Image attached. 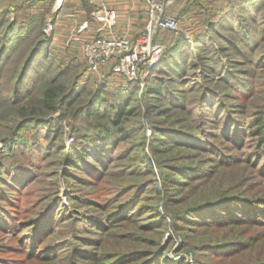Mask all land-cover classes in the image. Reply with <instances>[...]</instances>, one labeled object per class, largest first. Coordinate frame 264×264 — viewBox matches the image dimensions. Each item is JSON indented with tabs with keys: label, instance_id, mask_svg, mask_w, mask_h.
<instances>
[{
	"label": "trees",
	"instance_id": "1",
	"mask_svg": "<svg viewBox=\"0 0 264 264\" xmlns=\"http://www.w3.org/2000/svg\"><path fill=\"white\" fill-rule=\"evenodd\" d=\"M263 6L264 0H189L182 14L192 7H200L203 9L201 14L204 15L193 28V41H189L183 31L180 32L172 47L166 50L160 61L151 68L143 89L137 80H129L117 88L102 85L89 97L84 107L76 108L75 116L79 121L75 122L73 130L79 134L81 143H74L67 151L66 174L91 188L92 197L87 202L82 197H72V200L74 198L80 205L91 208V212L87 210L88 214L85 215L77 210L75 214L60 197H56V201H48V204L35 207V218L32 220H20L19 225L28 230L23 234L25 243L36 251L39 258L52 254L53 249L45 246L44 240L52 236L54 230L70 218V224L80 232L76 235L77 243L85 246V249L77 248L74 260L66 261V264H79L76 259L87 261L88 264H184V258L168 261L167 248L161 244V237L165 227L170 226V219L177 233H186L187 238L200 231L201 234L208 235L206 241L194 243L191 250L186 247L188 251L194 252L197 264H264V190L253 191L250 185L246 184L249 178L246 182H242L244 178L225 182L218 176L224 172L219 173L217 170L218 166H228L243 158L251 161L258 169L257 173L264 177V90L257 91V85L262 83L261 80L257 81L258 71L236 67L225 79L221 77L217 80L224 82L223 87L219 86L218 82L211 85L208 79L194 84L185 80L186 73L197 66L195 56L201 60L199 66L204 71L212 70L217 75L226 72L225 62L219 58V53L213 45H207L202 52L199 51V46L209 44L214 41V35L219 34L229 41L231 47L232 41L235 40L224 37L220 27H226L230 32L238 30L244 36L240 38L241 43L250 40L251 27L244 20L247 15L255 20ZM25 9L16 6L0 13V25L11 15V10L16 14V19L8 21L0 37V69L14 58L23 41L31 38L35 41L14 78L11 96L13 102L22 98L25 81L42 50L46 48L47 55H44V58L49 57L48 52L52 51L51 37L43 34L39 38L40 34L34 33L35 17L19 21L18 13H25ZM210 15L215 19L210 21ZM229 15L235 16V22L232 25L223 24L224 18ZM260 31L264 32V27ZM257 43L258 41H255V47ZM236 46L240 48L239 44ZM252 48V45L248 46V49ZM5 56L10 59L8 58L7 63L4 61L6 64L3 65ZM208 59L214 63L216 61L218 65H209ZM230 64L233 66L231 62ZM255 64L257 68H262L264 57L252 59L251 65ZM38 70L42 72L41 67ZM54 78L57 80L58 75L55 74ZM42 85L38 103L20 105L18 125L8 131L5 141L13 139L15 133L28 125L40 126L51 124L52 121L56 123L62 115L59 118L43 116L59 110L64 112L63 115L67 114V108L76 107L86 93V86L76 79L68 86L47 81ZM255 96H258L257 102L254 107H250L249 103ZM145 103L148 105L146 110L143 109ZM158 103L163 104L164 110L159 109ZM173 110L185 111L190 124L186 122L188 117L183 116L174 117L171 123L178 120L176 123L184 122V126L181 124L174 127L170 122L165 124V119L162 118H172L170 113ZM138 113L142 116L150 115L153 130L150 149L158 156L164 186L161 193L152 189L151 195L147 197L142 194L151 183L141 185L136 181L122 180L128 172L154 173L147 154L137 158L140 168L126 163L120 165L117 173L109 170V165L118 158L115 153L117 146L119 148L118 144L131 139L138 142L139 140H134L138 137L137 134L146 133L142 120L130 123L132 117ZM142 141L146 142V139ZM246 146L250 147L244 149L245 153L235 152L238 149L243 150ZM89 147L93 148V151ZM59 148L65 147L60 145ZM49 149L50 147L46 148V152ZM182 149L183 154L172 157L165 155V159L160 157L164 152L177 153ZM131 151L132 149L127 154ZM2 170L7 174L12 173L13 180L7 182L14 190H20L19 187L26 179L29 181L33 178L21 173L19 180L15 175L18 168L14 167L13 162L11 166H2ZM0 174V181L6 182L5 175ZM190 180L195 183H190ZM108 186H120L117 188V191H120L116 193L118 197L111 201L115 204L112 209H109L108 199H102L101 195L105 194ZM199 188L202 190L197 191ZM175 189H181V193H173ZM131 190L134 191L130 197L120 200L122 195ZM191 190L195 191L189 195L188 191ZM49 191L54 195L55 189L49 188ZM112 199L111 197L110 200ZM144 200L146 204L143 203ZM160 202L163 203L164 211L158 210ZM145 208L150 212L148 221L151 223L147 228L138 226L133 249L111 250L107 248L111 242L104 237L95 240L93 236L83 233L93 230L99 234L101 230H105V234L109 235L113 233L112 226L122 222L136 226ZM142 229L151 235L142 236L139 233ZM125 237L120 239V245L124 244L127 239ZM141 241L146 245L140 246ZM207 256H213L214 259L206 260ZM132 260L134 262H131Z\"/></svg>",
	"mask_w": 264,
	"mask_h": 264
},
{
	"label": "rangeland",
	"instance_id": "2",
	"mask_svg": "<svg viewBox=\"0 0 264 264\" xmlns=\"http://www.w3.org/2000/svg\"><path fill=\"white\" fill-rule=\"evenodd\" d=\"M59 2H61V0H40V3L38 4L39 6H37L35 10H30L26 7L25 13H18V15L20 16L18 17L20 19L19 21H24L27 18L35 17L36 24L34 33L40 34V36L37 35V37L39 36L40 38L43 36V34H47L48 37H51L54 28L50 29L49 25L52 22L54 12L51 13L52 11L50 10H52L53 7L56 8ZM196 17L197 16H195V14L186 15L187 19L185 22L188 23L185 24L186 26L184 27L192 26L194 23V18ZM199 18H204L203 13ZM14 19H16L15 13L9 15L8 19L1 23L0 37L3 33V30L6 28V25ZM213 19H215V17L210 15L209 20L211 21ZM234 19V15H229L224 18V21H222V23L225 25H232V23L235 22ZM244 21H246V23L251 27L249 32V35L252 36L250 37L251 41L247 38L248 41H242L241 43L240 38L244 36L238 30L230 32L227 31L226 27L221 28L219 26L220 31L222 32V35L224 37L227 36L229 39H231V41L233 39L235 40L232 41L233 47H230L229 41L223 39L219 34L214 35V41H210L209 44L204 43L199 46V51L202 52V49L207 47V45H213L217 49V53H219V58L225 62L224 68L226 69V72L217 75L212 70L204 71L203 68L199 66L201 60L198 59V56H195V59L197 61L196 68L187 72L185 75V80L188 83L194 84L197 81H204L205 79H208L211 85H215L218 82L217 80H219L221 77L222 79H225V77L229 76L231 72L234 71V68L237 67L246 68L249 71H258L257 81L261 80L262 83L257 85V91L264 90V66L262 65V68H257L256 64L251 65L252 59L257 60L259 59V57H264V36H262L264 32L260 31L264 27V6L261 10L258 11L257 18L255 20L251 19L250 16L247 15L246 20ZM169 37L170 35H167L165 38ZM32 40L33 39L31 38L27 41H23L21 47L17 48V54L14 55V58H11V61L9 60L10 62L7 66H4L2 69H0V173H3V175H5L4 177L6 178V182H4L3 180L0 181V264H66V261L68 262L69 260H74L73 256L75 254V251L77 253V248H79V250L85 249L83 248L85 246H80L77 243L78 241L76 240V235L80 232L76 231L73 225L70 224V218L66 219L67 222L65 224H60L58 228L54 230L52 236H50L49 238H45V246H49L53 249L51 250L52 254H47L46 258H39L40 256L36 255L35 253L36 251L25 243L26 241L23 234L27 233L28 230H25L23 227H21L18 222L20 220H32L33 218H35V212H33L35 211V207H37L39 204H48V201L50 203L52 201H56V197H60L63 202L70 208V210H72L75 214L78 211L79 213H85V215L88 214V211L91 212V208H89L88 206L86 207L80 205L76 200H74V198L72 200V197H82V199L87 202V200L92 197L90 196L91 188L89 186L80 184L78 181H76L77 179H73L72 177L68 176V174H66L67 151L74 145V143H81V141L79 140V134L73 130L75 122L79 121L75 116L76 108L79 109L81 107H84V104L88 102L89 97H91L94 92L98 91V89L102 85H106L111 88H117L127 81L117 82V80L114 79L115 77L122 79V81L124 78L114 75L112 70L108 71L105 76H102L100 74L87 77L84 76L86 63L83 56L79 53L75 54L74 50L69 48V45L65 43L56 45L55 41H51L52 51L48 52V55L50 54V59H48L49 57L44 58V55H47L45 54V48V50H42L43 54L41 53L39 55V59L33 64V67L25 81L22 98L18 102H13L11 100V96L14 89V78L29 48L32 47L35 42ZM255 41H258L256 47L254 46ZM160 42L169 44L168 49H170L174 43V41ZM236 44H239L240 48H238ZM251 45L254 48L248 49V46ZM206 54L208 55V53ZM8 58L10 59V57L8 56H5L3 58V65L7 63L6 61L8 60ZM4 61L6 62L5 64ZM229 62H231L233 66L231 64L229 65ZM207 63H209V65L211 66L218 65L216 61L214 63L210 59L207 60ZM56 66L58 67L57 69ZM40 67L42 68V72L38 70ZM55 74L58 75L57 80H55L56 78H54ZM73 79H76L80 84H84L86 86V93L83 95L84 98L75 105L76 107L67 108V114L65 113V115H63L64 112L62 110H59L52 114L50 113L43 116L44 118H59L62 115V117L59 118L56 123L52 121L53 123L51 124H41L40 126L28 125L22 130H19L18 133H15L13 139H10L8 141L4 140L7 138L8 131H12V129L17 127L18 125V122L20 120V105H24V103H38L37 100L40 92L42 91V84L44 81L54 84L60 82L68 86ZM218 84L221 87L225 86L223 81L218 82ZM257 98L258 96H255L253 100H251V102L249 103L250 107L255 106ZM143 106L144 110L148 108V105L146 103L143 104ZM157 106L159 107V109L162 108L164 110L165 108L163 104L158 103ZM185 114V111L173 110V112L170 113L172 118H165L164 116V118L162 119H165V124L170 122V124L174 127L181 124H183L184 126V122H182L181 124H177L176 122L178 120L174 121L173 123H171V121L172 119H175L174 117L176 116H183V118L188 117L185 116ZM139 119L142 120V122L145 124L146 133L144 132L140 135L137 134L138 137L134 138V140H139L138 142H134L131 139L119 143V148L117 146V150L115 152L116 155H118V158L115 159L111 165H109V170L116 172L119 170L120 165L126 163H128L129 165L131 164L136 168H140L136 160L141 155L147 154L149 156L151 167L154 169L153 174H147L146 172H140L139 174V172L134 171V173L132 174H129L130 172H128L122 178V180L125 179V181H136V183H139L141 185L145 183H151L142 194L144 197H147L151 195L152 189H155L157 192L161 193V191L164 189V186L162 184V175L158 164V156L152 153L150 149L151 137L153 133L150 115L142 116L140 115V113H138L137 115L132 117L130 123L134 124L136 121H139ZM186 122L190 124L189 117ZM142 139H146V142H143ZM60 145H64L65 148H59ZM48 147H50V149L46 152V148ZM248 147L250 146L244 147L243 150L238 149L235 152H237L238 154H243L245 153L243 152L244 149H248ZM90 149L93 151V148ZM131 149V153L127 154V152H129ZM183 151L184 149L180 150L177 153H170L169 151L170 154L168 152H164L160 157L163 158L165 155L167 157L180 155L183 154ZM93 156L95 155L93 154ZM170 161L171 160H167V162ZM12 162L14 163V167L18 168L15 175L19 180L22 177L21 173L27 174L29 178L30 176H33V178L29 181L25 178V182L28 183L26 185L24 184L25 182L22 183L19 187L21 188L20 190H14V187L10 186L8 183L9 181L13 180L12 173L7 174L5 170H2V166H11ZM217 170L219 173L224 172L219 174L218 176H221L223 181L225 182H235L242 178H244L242 179V182H246V179L249 178L246 184L250 185L253 191H257L258 189L264 190V177L257 173L258 169L254 167L251 161H247V159L242 158L239 162H233V164H228V166H218ZM190 181V183H195L193 182L194 180ZM122 185L125 186V184ZM119 187L120 186H108V190L105 191V194H101L103 196L102 199H108L109 209H112L115 205L114 203H111V201H115V199L118 197L116 193L120 191H117V188L119 189ZM49 188L55 189L54 195H51ZM200 190L202 189H197V191ZM133 191L134 190H131L130 192L122 195L120 197V200L130 197ZM173 191V193L177 195L181 193V189H178V191L177 189H175ZM194 191L195 190L188 191V194L190 195L194 193ZM83 193L85 196L82 195ZM111 197L113 198L112 200H110ZM143 203L146 204L147 202L144 200ZM158 210L164 211L162 202L158 204ZM1 212H7L12 217ZM149 213L150 212L145 208V211H143L142 215L139 216L141 220H139V224H137L136 226L127 224L125 222L112 226L111 229L113 233L109 235L105 234V230H101V233L99 234L93 230H91V232L89 231L83 233H87L88 235L93 236L95 240H99L102 239L100 237H104L105 240L111 242V244L107 247L108 249L111 248V250H116L117 248H123L120 249V251L128 250L130 248L133 249L132 247H134L135 245L134 240L136 238L135 231L138 226L142 225L141 227L147 228L151 223L148 221ZM168 222L170 226L165 227L164 233L161 237V244L165 245V247L167 248V260L178 261L184 258V264H187V258L193 257V259L195 260V264H197L194 252L190 251L191 246L194 243L198 244V242L206 241L208 235L201 234L200 231L199 233L195 232L193 236L187 238L186 233H177L174 226H172L173 224L170 219H168ZM2 226L4 228H2ZM139 233H141L142 236L151 235L150 232L144 231V229H142V231ZM122 237L127 238L123 242L125 245H120V243H122L120 242V239ZM184 243H187L185 247L183 246ZM143 245L145 246L146 243L144 241H141L140 246L143 247ZM186 247L190 250L188 251ZM177 254H181V256L179 258H173L172 255ZM212 257L213 256H207L205 257V259L211 261L212 259H214ZM76 260L75 261L79 264H88L87 261H82L81 259ZM131 262L134 261L132 260ZM121 264L129 263L123 262Z\"/></svg>",
	"mask_w": 264,
	"mask_h": 264
},
{
	"label": "built area",
	"instance_id": "3",
	"mask_svg": "<svg viewBox=\"0 0 264 264\" xmlns=\"http://www.w3.org/2000/svg\"><path fill=\"white\" fill-rule=\"evenodd\" d=\"M143 1L146 4L143 15L145 24L135 37L118 33L120 13L117 9L101 5L92 12L97 30L95 35L82 43L86 63L84 76H105L112 70L114 75L123 77V80H137L141 89L145 87L151 68L160 61L169 46L160 42L164 40L159 37L166 31H172L175 37L182 32V28L179 18L172 12L175 0ZM49 26L50 29L54 28L53 21ZM83 30L84 25L79 32ZM183 32L189 41H193L191 32ZM172 256L179 258L181 254ZM187 264H195L193 257L187 258Z\"/></svg>",
	"mask_w": 264,
	"mask_h": 264
},
{
	"label": "crops",
	"instance_id": "4",
	"mask_svg": "<svg viewBox=\"0 0 264 264\" xmlns=\"http://www.w3.org/2000/svg\"><path fill=\"white\" fill-rule=\"evenodd\" d=\"M189 0H175L172 5V12L179 18L182 31L193 32L195 25L201 20L200 7H192L189 11L182 14ZM211 1V0H209ZM40 0H0V13H4L16 6L35 10ZM59 5V6H58ZM58 5L52 8L54 31L51 35V41H55L56 45L65 43L69 48L74 50L75 54H82V43L85 39L96 34L97 23L92 19V12L101 5H107L115 8L120 13L118 33H126L131 37H135L145 24L144 10L146 4L143 0H61ZM14 12L11 10L10 14ZM195 14L194 23L190 27L186 26V15ZM184 20V21H182ZM84 25V30L79 32L80 27ZM192 30V31H191ZM170 35L169 38H165ZM177 36L171 31L164 32L159 39L176 41ZM69 55V53H68ZM121 77V76H120ZM117 82H126L125 80L115 77Z\"/></svg>",
	"mask_w": 264,
	"mask_h": 264
}]
</instances>
